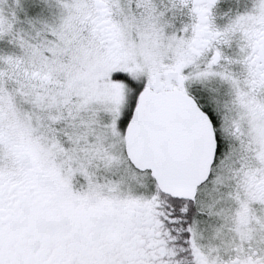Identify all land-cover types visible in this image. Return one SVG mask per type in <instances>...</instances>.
<instances>
[{"label":"snow or ice","instance_id":"snow-or-ice-1","mask_svg":"<svg viewBox=\"0 0 264 264\" xmlns=\"http://www.w3.org/2000/svg\"><path fill=\"white\" fill-rule=\"evenodd\" d=\"M0 264H264V0H0Z\"/></svg>","mask_w":264,"mask_h":264}]
</instances>
